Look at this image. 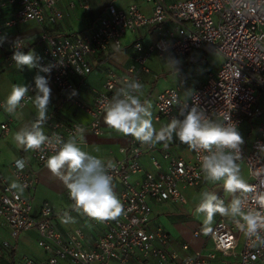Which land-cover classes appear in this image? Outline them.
<instances>
[{"label": "built area", "instance_id": "1", "mask_svg": "<svg viewBox=\"0 0 264 264\" xmlns=\"http://www.w3.org/2000/svg\"><path fill=\"white\" fill-rule=\"evenodd\" d=\"M57 2L0 0V9H15L6 22L7 26L29 21L43 25L47 11H52L50 21L62 19V14L56 10ZM236 8L241 14H237ZM167 22L172 26L165 28L156 41L150 45L140 41L134 44V66L125 72L109 73L103 90L96 95L94 108L77 99L74 80L92 73L91 57L109 49H121L123 39L130 32L164 26ZM41 41L40 65L55 67L50 74L34 69L35 76L39 72L48 78L52 92L68 93L74 106L87 113L91 122L88 125L50 122L46 136L52 142L36 151H24L40 166L46 165L47 157L54 155L60 147L55 143L57 136L65 142L76 137L77 143L86 131L102 136L101 118L107 102L121 86L124 77L142 83L140 73H149L148 63L154 54L161 58L176 56L189 62L196 61V53L203 48L220 54L223 63L218 72L197 88L188 100L183 99L176 88L166 89L158 96V119L163 117L170 122L173 117L179 118L181 108L186 106H196L210 120L221 125L233 124L237 129L246 118H260L259 135L248 146L244 141L238 161L248 168L250 180L247 183L253 188L246 194L245 210L264 216V207L257 203L264 196V151L258 149V145H264V107L259 104L257 95L264 88V0H182L172 4L157 0L151 15L143 14L137 5L123 10L111 4L93 32L82 37L54 38L43 31ZM10 49L15 50L14 44ZM28 88L21 102L23 108L34 101L35 79ZM11 122L12 119H8L1 125L3 135L9 133ZM158 145L143 146L133 139L123 150L124 157L113 162L115 167L109 174L113 177L114 191L124 206V213L116 220L104 222L80 213L89 223L105 229L91 247L87 246L81 229L66 233L58 229L55 221L60 214L49 203L42 206L39 216L33 213L32 195L39 185V178L26 157L18 159L25 162L23 170L17 167L16 160L12 165L14 179L26 187L24 193H19L18 190H10L6 183L0 185V229L7 230L12 241L17 240L22 232L37 230L38 246L50 254L45 261L27 259L23 264H58L61 261L68 264H135L148 258L156 259L159 264H206L218 255L225 257L228 264H264V247L254 244V238L245 236L236 224H228L222 219L208 235L212 250L195 256L187 254L190 250L188 244L177 249L162 227H151V202L186 205L182 189H196L202 185L200 161L206 154L193 150L192 161H185L165 149L161 161L155 154ZM146 155H149L152 171L142 164L141 160ZM68 198L72 210L73 202ZM220 199L226 202L224 196ZM204 234L205 229L199 228L195 230L194 237L200 238ZM0 247L12 248V242L0 236Z\"/></svg>", "mask_w": 264, "mask_h": 264}, {"label": "crops", "instance_id": "2", "mask_svg": "<svg viewBox=\"0 0 264 264\" xmlns=\"http://www.w3.org/2000/svg\"><path fill=\"white\" fill-rule=\"evenodd\" d=\"M156 1L74 0L72 2L71 0H58L56 10L62 14V19L55 22L50 21L52 11H47V20L43 25L29 21L13 27L7 26L6 22L10 19L15 9L12 7L0 9V38L7 37L0 44V137L9 138L12 134L14 136L20 128L25 125H31L37 117L34 101L24 108L19 107L12 115L8 114L3 107L13 85L28 87L35 78L34 69H28L25 66L24 70H19L15 67V61L12 60V55L15 50L13 51L10 48L17 38L23 40L25 44L23 51L35 50V53L40 56L43 48L41 41L43 31L54 38L82 37L97 28L100 18L104 16L108 6L111 4L123 10L128 9L131 5H137L143 14L151 15ZM163 1L166 4H172L182 0ZM171 26L172 23L167 22L164 26L144 28L137 32H130L124 38L125 41L123 40L121 49H109L107 52L91 57L90 61L93 65L92 73L85 78L74 80L77 99L85 106L94 108L96 95L103 90L109 73L125 72L135 65L136 52L134 44L140 41L144 45H150L160 37L165 28ZM212 53L216 54L217 57H212ZM222 63L223 58L221 55L210 48H203L197 52L196 61L194 62H189L176 56L161 58L159 55L154 54L148 63L149 73H140L143 84V95L141 99L142 101L147 100L151 103L154 127L159 130L162 126L169 123L166 118L162 117L158 119L156 108L157 98L164 90L176 88L179 90L181 97L188 100L197 88L204 85L211 76L218 72ZM257 95L259 104L264 107V88L260 89ZM104 117L105 113H103L101 118L104 134L102 136H95L86 131L77 144L83 151L95 155L105 162L111 161L113 163L124 157L123 150L127 148L130 141L134 138L124 136L111 129L105 123ZM179 118L182 119L183 117ZM8 119H12L10 130L7 135H3L1 125ZM52 121L78 122L88 125L91 122V117L74 106L68 93L53 90L51 102L48 106L47 119L42 125L45 135L48 133L49 124ZM259 124L260 118L258 117L246 118L243 125L238 129L247 146L259 135ZM18 146V144L10 146L8 159L0 163V185L3 183L11 185L13 182H16L13 176L12 165L16 160L26 157L29 165L36 171L39 178V185L32 195L33 213L39 216L42 206L45 203H49L57 214H60V218L55 223L62 233L70 232L74 229H81L85 234L87 246H93L99 237L104 234V227L101 225L95 226L86 221L80 213L70 210L69 193L62 181L53 176L46 165L40 166L36 159L26 154ZM165 149L185 161H192L193 159V150L175 137L167 147L162 143L157 146L155 154L161 161V154ZM141 161L147 170L152 171L149 155L144 156ZM237 163L240 168V174L249 182L250 176L248 168L241 161H237ZM182 191L187 199V204L181 205L165 202L166 204H170L172 209L157 214L153 212L151 227H162L170 235L177 249H181L183 244H188L190 250L187 254L191 256H195L200 252L207 254L213 248L208 235L216 223L221 219L228 224L235 223L230 217H223L216 214L206 234L200 238H195V230L204 228L203 215L195 214V208L201 200V193L209 191L216 194L219 198L224 196L226 205L230 203L232 194L224 191L223 181L212 183L205 181L204 178L199 188H183ZM165 203L151 202V204ZM190 204L191 208L188 210ZM65 212L73 218L71 221L62 222V217ZM0 236L12 242V248L0 247V264H23L27 259L45 261L50 255L38 246L39 236L35 229L22 232L18 239L14 241L11 240L7 230L0 229ZM228 262L225 257L218 255L215 260L209 259L206 264H228ZM58 264H68V262L61 261ZM107 264L116 263L109 262ZM135 264L159 263L154 258H148L141 260V263L135 262Z\"/></svg>", "mask_w": 264, "mask_h": 264}, {"label": "clouds", "instance_id": "3", "mask_svg": "<svg viewBox=\"0 0 264 264\" xmlns=\"http://www.w3.org/2000/svg\"><path fill=\"white\" fill-rule=\"evenodd\" d=\"M233 7L235 8V5ZM236 11L237 14H241L239 8H236ZM6 39V36L0 38V44ZM24 47L23 40L17 38L12 55L15 67L19 70H24L25 66L28 69L38 68L39 72L50 74L55 65L41 66V57L35 53V50L25 52L21 50ZM39 72L34 78L36 120L31 125L20 128L14 135L15 142L24 151H36L46 143L52 142L45 135L42 127L47 119L52 90L49 79ZM28 91L27 86L13 85L3 105L5 111L10 115L14 114L21 107V102ZM142 95L143 84L138 80L124 77L121 86L106 104L105 123L114 131L133 137L143 146L155 147L163 143L167 147L175 137L181 143L187 144L190 149L205 152L200 161L204 180L212 183L223 181L224 191L232 194L230 203L226 205L224 200L212 192L201 193L195 214L203 215L205 231H208L214 217L219 214L232 218L245 236L254 238V244L264 247V235H262L264 216L253 210H245L246 194L253 191V188L240 174L237 163L244 143L237 127L233 124L216 123L198 107L186 106L180 110L182 119L173 117L167 125L157 130L153 125L151 103L147 100L142 101ZM55 143L60 147L54 155L47 157L46 167L68 190L73 202L72 210L100 222L116 220L120 217L124 213V206L114 191L113 177L109 174L115 167L114 164L83 151L78 146L76 137L65 142L57 136ZM258 149L264 151V145H258ZM43 158L42 156L41 159ZM16 164L21 170L25 167L23 160H18ZM25 187L26 185L13 182L10 190L23 193ZM257 203L264 207V196ZM72 219L65 212L62 222Z\"/></svg>", "mask_w": 264, "mask_h": 264}, {"label": "rangeland", "instance_id": "4", "mask_svg": "<svg viewBox=\"0 0 264 264\" xmlns=\"http://www.w3.org/2000/svg\"><path fill=\"white\" fill-rule=\"evenodd\" d=\"M213 56L217 57L216 54L212 53V57ZM0 123H1V116H0ZM12 136H13V134L9 138L0 137V163H3L8 159L9 147L17 144L14 140V136L13 137ZM18 147H20V146H18ZM183 195L185 196L184 193H183ZM151 208H152V211L154 212V214H157V213H163L165 211L171 210L172 206L170 204H166V203L165 204H151ZM190 208H191V204L189 205L188 210H190Z\"/></svg>", "mask_w": 264, "mask_h": 264}]
</instances>
